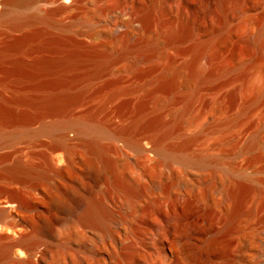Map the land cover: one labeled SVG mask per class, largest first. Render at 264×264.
<instances>
[{
    "label": "bare ground",
    "instance_id": "bare-ground-1",
    "mask_svg": "<svg viewBox=\"0 0 264 264\" xmlns=\"http://www.w3.org/2000/svg\"><path fill=\"white\" fill-rule=\"evenodd\" d=\"M81 3L0 0V22L19 34L0 42V147L28 144V160L19 156L10 169L43 176L39 156L52 176L65 178L76 164L75 142L93 151L96 198L81 202L80 223L95 233L71 231L96 245L93 264L236 263L226 261L216 237L235 238L233 252L242 247L252 184L227 178L234 171L221 169L226 156L215 145L234 138L239 153L256 145L252 116H264V0H96L88 43L24 31L46 24L68 32L51 15L73 14ZM102 80L101 104L77 112L89 93L96 99L92 88ZM208 138L214 145L198 149ZM2 228L0 264H30L39 240L23 235L5 243L11 237ZM17 244L25 259L16 258Z\"/></svg>",
    "mask_w": 264,
    "mask_h": 264
},
{
    "label": "rangeland",
    "instance_id": "rangeland-1",
    "mask_svg": "<svg viewBox=\"0 0 264 264\" xmlns=\"http://www.w3.org/2000/svg\"><path fill=\"white\" fill-rule=\"evenodd\" d=\"M51 17L57 25L67 26L69 31L62 33L46 24L30 26L24 31L40 30L45 35H43L44 40L58 43H88V35L96 30V0H82L79 10L73 14L63 13ZM111 23L108 21L107 25L112 27ZM12 31L8 22H0V42L19 35ZM115 38V34L109 37V39ZM103 88H105L104 80L95 84L92 92L96 90V99L89 93L87 99L77 107V112L90 109V106L93 108L99 106L101 99L97 97V93ZM9 120L16 122L17 117ZM38 125L39 123L36 122L33 127ZM238 133L239 130L236 129L234 135L237 136ZM70 135L75 134L72 132ZM252 139L256 145L247 153H239L237 149H233L234 138L229 139L228 145H215L216 152L226 156L221 169L231 168L234 171L231 174L225 171L227 178L231 181L238 179L246 185L252 184V218L245 216L247 221L245 226L248 231L242 237V247L233 252L235 238L227 234L216 237L218 240L221 239L222 252L227 256L226 261L237 258L234 264H264V116L262 114L252 116ZM47 140L48 138H43V141ZM214 142V138L203 139L198 143L197 148H207L214 145ZM27 145L23 140L0 147V205L10 209L9 217L0 220L3 227L2 234L11 237V240H6L5 243L24 240L23 235L39 240L36 255L30 264H70L74 258H83L88 264L95 263L96 245L87 242L84 238L80 240L72 237L71 231L78 227L83 232L95 233L91 228L85 229L82 226L80 214L84 210L81 205L96 198V155L81 142H75L76 164L65 178L52 176L53 173L45 167L41 157L36 156L34 163L38 169L48 170L47 174L27 179L18 176L10 169V165L19 156L28 160ZM173 167L181 171L179 165ZM9 201L11 205H8ZM146 236L148 237L146 254H148L153 249L148 243L149 235ZM22 251H25V248L17 244L16 258L25 259Z\"/></svg>",
    "mask_w": 264,
    "mask_h": 264
},
{
    "label": "water",
    "instance_id": "water-1",
    "mask_svg": "<svg viewBox=\"0 0 264 264\" xmlns=\"http://www.w3.org/2000/svg\"><path fill=\"white\" fill-rule=\"evenodd\" d=\"M10 209L9 208H6V207H3L0 205V214L3 218H8L9 217V211Z\"/></svg>",
    "mask_w": 264,
    "mask_h": 264
}]
</instances>
